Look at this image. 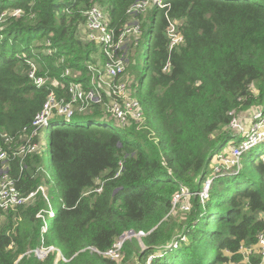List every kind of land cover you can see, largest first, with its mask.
I'll return each mask as SVG.
<instances>
[{
	"label": "trees",
	"instance_id": "trees-1",
	"mask_svg": "<svg viewBox=\"0 0 264 264\" xmlns=\"http://www.w3.org/2000/svg\"><path fill=\"white\" fill-rule=\"evenodd\" d=\"M92 6L106 14L110 47L86 35ZM133 21L136 61L113 82L138 101L141 119L120 125L89 103L51 125L46 151L41 143L22 152L43 139L28 133L49 93L69 101L70 82L89 89V66L122 58L115 44ZM172 24L182 38L169 47ZM102 86L110 103L116 96ZM261 105L264 0H0V181L6 175L24 197L34 192L0 210V264H136L157 252L150 264H256L240 246L264 230V162L254 149L264 140L243 152L236 173L212 179L207 199L199 192L212 158L240 140L229 112ZM181 185L190 209L174 217ZM129 230L145 235L125 239L119 261L92 250H108ZM41 246L55 249L39 259Z\"/></svg>",
	"mask_w": 264,
	"mask_h": 264
},
{
	"label": "built area",
	"instance_id": "built-area-1",
	"mask_svg": "<svg viewBox=\"0 0 264 264\" xmlns=\"http://www.w3.org/2000/svg\"><path fill=\"white\" fill-rule=\"evenodd\" d=\"M148 1L138 3L135 5V9L137 10H144L145 6L147 5ZM153 4L160 6L161 0H152ZM149 3V2H148ZM106 14L102 9H100L98 6H92L88 11H86V28L85 32L89 40L95 41L97 43L105 44V46H109L111 42V30L108 26V22L106 20ZM168 33L171 37L169 47H172L176 43H178L181 40V35L175 32L174 25L172 24L171 27L168 30ZM92 74H91V87L87 90H83V88L74 82L69 83V92H70V98L71 100H65L63 97L57 98L53 92L49 93V96L47 100L45 101L43 108L40 112H38L32 124L34 125V128L28 133L29 139L32 138L34 135H37L40 132V135L43 136V130H39L40 128L49 127L50 125V119L56 116H62L64 119V122H69L73 115L70 112L74 111H85L89 103H99V101L102 99V93L101 89L103 88L102 85H105L108 89L112 91L113 94H115L116 97L112 98L115 103L111 105L110 108V116L117 121L120 125H125L129 118L139 120L141 119V111L139 109V103L137 100H135L131 95L127 92L126 86L123 83L120 84H114L113 78L123 70V66L120 61H116L114 59H111L109 61L104 69L98 68L96 65H90L89 66ZM35 83L38 86H41L44 83V79L42 77L34 78ZM120 99V100H119ZM120 101V103H119ZM74 104H76V107H74ZM73 105V107H72ZM71 108V109H70ZM66 110H70V112H67ZM231 115V119L229 122V127L236 133H240L239 137L240 140L239 143L236 145L233 143V141L230 143L229 147L224 150V153L216 154L221 157V160L228 155L231 154V164H234L236 168L239 169L240 164V156L243 152L247 151L252 146L256 145L258 142L264 140V106L260 109L257 116H253L254 124L250 128V130L245 135L241 134L240 131L234 130L236 128V117L240 113L231 111L229 112ZM36 130V132H33ZM36 144H26L25 149L22 152H29L33 149H35ZM23 146L20 149V152L22 150ZM37 148V146H36ZM4 156V152H0V159H2ZM217 156V157H218ZM213 157V158H214ZM212 158V159H213ZM261 160L264 162V155L261 157ZM238 169H233L231 171V174H234L238 171ZM213 176L210 178H207L204 183L201 192H199L200 196H206L207 192L211 186L212 179L222 173L226 174L228 173L227 168H223L221 170H217L213 166ZM38 189L41 191H44V188L40 186ZM100 188H96V191H99ZM188 191V188L184 187L183 185L180 186V189L177 193L173 195L172 198V208L173 210L174 202L180 197L183 196L184 192ZM34 192L30 193L26 197L20 195L18 190L15 188L13 181L10 180L6 175L2 177V180L0 181V210H5L12 208L14 206L20 205L24 203L28 198H30ZM185 200L184 198L180 199V202ZM48 215L49 217L53 216V210L52 207L49 205L48 208ZM43 217V215H42ZM145 235L143 231L134 232V236L139 238L141 236ZM132 236H127V238H130ZM126 238V239H127ZM123 239H120V237L113 243L112 247L104 252L97 251L96 249L92 248L93 251H96L98 254L103 255L104 257H108L110 259L116 260V257H121V247L123 243ZM176 241H174V244H169L168 247L171 245L174 247L176 246ZM258 247V252L255 253L258 255L259 260L256 264H264V230L262 232H259L257 235V242L252 246L253 248ZM253 248H243V246H240V251L242 254H246L245 259L249 260V254H253L255 249ZM55 248L52 246L49 247H39L36 248L34 251V254L39 258H44L46 254L49 251H53ZM39 250H42L43 252H40ZM159 253L152 254L151 257L158 256ZM41 255V256H38ZM57 256H60L59 251H57Z\"/></svg>",
	"mask_w": 264,
	"mask_h": 264
},
{
	"label": "rangeland",
	"instance_id": "rangeland-1",
	"mask_svg": "<svg viewBox=\"0 0 264 264\" xmlns=\"http://www.w3.org/2000/svg\"><path fill=\"white\" fill-rule=\"evenodd\" d=\"M151 15V13H150ZM136 22L133 21L132 24L130 25H127L125 26V29H124V32L121 34V39L119 40V42L115 45L121 47V52H122V58H118V59H114L116 61H120L122 66H127V67H131L135 64V61H136V51H137V48H136V44L138 43L137 40L139 39V37L141 36V30H140V27L138 26V24H135ZM141 40H143V37L141 38ZM110 47V45L108 46ZM100 104L104 105L105 107H107V110H110L111 108V105H113L115 103V101L113 100H110V103H105V102H102V99L99 101ZM120 103V101H119ZM263 105L259 106V107H255L251 110H248L247 112H238L240 113L239 115H237L236 117V128H234V130H237V131H240L241 134L245 135L249 130L250 128L253 126L254 124V119H253V116H257L258 112L260 111V109L262 108ZM73 107V105H72ZM71 109V108H70ZM67 112H70V110H66ZM78 112H82V111H79ZM72 115L75 114V111L74 113L73 112H70ZM62 121H64L63 117L62 116H56V117H53L50 119V125H55L56 123H61ZM71 121V120H70ZM113 123V122H112ZM50 127H44V128H40L39 130H43V139L40 137V138H36L35 139V144L36 146L38 147V149L40 148V145L41 143H43L44 145V150L46 151L47 150V145H48V137H49V130H50ZM247 131V132H245ZM33 132H36V130H34ZM238 136L240 135V133H237ZM42 135V133H41ZM231 143V142H230ZM230 143L228 145H226L225 147L228 148ZM239 143V141H238ZM237 143V144H238ZM236 144V145H237ZM35 146V148H36ZM255 146V145H254ZM252 146V147H254ZM251 147V148H252ZM255 151H256V159L258 160V158H261L263 155H264V141L261 142V143H258L255 147H254ZM226 151V150H225ZM220 153H224V151H220L218 154ZM243 154V153H242ZM241 154V156H242ZM218 156V155H217ZM214 157L212 160H211V166L213 168V166L215 168H217V170H221L223 168H227L228 169V173L226 174H231V171L233 169H238L234 166V164H231V161H230V158H231V154L228 155L227 157H225L223 159V161L221 160V157L218 156V157ZM240 156V158H241ZM241 161V159H240ZM241 165V162L240 164ZM240 168V166H239ZM221 175H224L222 173L216 175L215 177L217 176H221ZM213 176V175H212ZM211 177V176H210ZM208 177V178H210ZM211 187V186H210ZM210 190V188H209ZM209 190L207 192V195L206 196H200L199 194V197H200V200H205L209 197ZM201 192V191H200ZM190 196H191V192L188 190V191H185L183 196L180 197L181 198H184L185 200L181 201L180 202V199L176 200L174 202V206H173V210L170 212V214L174 217H176L177 215H179L180 212H184V211H188L190 209ZM48 202V201H47ZM49 203V202H48ZM54 207V206H53ZM37 217H42V212H40L39 214L36 215ZM49 217V216H48ZM51 220H49L50 222ZM244 249L247 248V247H243ZM248 248H253L252 246L248 247ZM36 249V248H35ZM34 249V250H35ZM254 253H257L258 252V247L256 246L255 248ZM40 252H43L42 250H39ZM158 253V252H157ZM152 254H150L147 258H146V262L145 263H140V262H137L136 264H150V261L153 257H151L149 259V257L151 256ZM159 255V254H158ZM243 257L246 256V254H242ZM250 255V254H249ZM257 255V254H255ZM38 256H41V255H38ZM254 256V255H253ZM122 257V255H121ZM121 257H116V260H120ZM39 258V257H38ZM39 259H42V258H39Z\"/></svg>",
	"mask_w": 264,
	"mask_h": 264
},
{
	"label": "water",
	"instance_id": "water-1",
	"mask_svg": "<svg viewBox=\"0 0 264 264\" xmlns=\"http://www.w3.org/2000/svg\"><path fill=\"white\" fill-rule=\"evenodd\" d=\"M127 236H134V231L133 230H129V231L125 232V233H122V235L120 236V239L125 240L127 238ZM169 244H171V243H169ZM168 245H166V247H168ZM143 249H145L144 246L142 247V250Z\"/></svg>",
	"mask_w": 264,
	"mask_h": 264
}]
</instances>
